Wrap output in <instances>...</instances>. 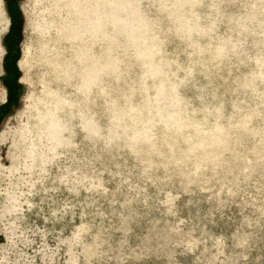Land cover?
I'll return each instance as SVG.
<instances>
[{
  "label": "rangeland",
  "instance_id": "obj_1",
  "mask_svg": "<svg viewBox=\"0 0 264 264\" xmlns=\"http://www.w3.org/2000/svg\"><path fill=\"white\" fill-rule=\"evenodd\" d=\"M0 264H264V0H0Z\"/></svg>",
  "mask_w": 264,
  "mask_h": 264
},
{
  "label": "trees",
  "instance_id": "obj_2",
  "mask_svg": "<svg viewBox=\"0 0 264 264\" xmlns=\"http://www.w3.org/2000/svg\"><path fill=\"white\" fill-rule=\"evenodd\" d=\"M6 64H7V61H6Z\"/></svg>",
  "mask_w": 264,
  "mask_h": 264
}]
</instances>
